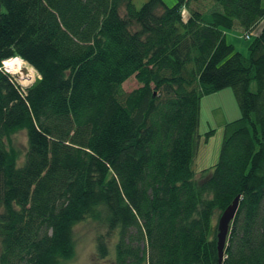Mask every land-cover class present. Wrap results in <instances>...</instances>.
<instances>
[{
	"label": "trees",
	"instance_id": "1",
	"mask_svg": "<svg viewBox=\"0 0 264 264\" xmlns=\"http://www.w3.org/2000/svg\"><path fill=\"white\" fill-rule=\"evenodd\" d=\"M207 1L184 17L181 0H0V264L68 262L87 220L115 234L114 264H218L236 197L220 264H264V25L247 57L225 37L249 39L264 0ZM14 58L37 75L25 89ZM226 88L240 117L196 179L200 102Z\"/></svg>",
	"mask_w": 264,
	"mask_h": 264
},
{
	"label": "rangeland",
	"instance_id": "2",
	"mask_svg": "<svg viewBox=\"0 0 264 264\" xmlns=\"http://www.w3.org/2000/svg\"><path fill=\"white\" fill-rule=\"evenodd\" d=\"M145 1L133 0V3L138 9ZM162 1L168 7L173 6L177 2V0ZM181 2L184 4V17L187 16L189 8L204 14L213 10L212 3L207 0L192 3L189 8H187V0H181ZM263 25L264 22L258 26L256 32L251 33L249 39H246L243 31L237 27L225 30L226 42L232 45L236 52L247 57L248 47ZM3 68L5 72L15 78V81L22 89L29 87L37 78L35 71L26 63L16 68L13 72H8L4 65ZM138 86L135 79L130 78L123 84L122 88L125 92H130ZM239 117L240 111L231 88L202 97L199 114L198 147L193 165L196 179L199 177L201 171L210 169L217 162L223 140L224 127L227 123ZM7 144L19 152V163H21L27 150L26 133L24 131L14 133L10 136ZM217 216L218 213L215 214L214 223L217 222ZM73 236L74 254L64 264H114L116 236L114 233H108L103 223L92 220L82 222L74 227ZM103 245L108 252L105 257L101 256L100 248Z\"/></svg>",
	"mask_w": 264,
	"mask_h": 264
},
{
	"label": "water",
	"instance_id": "3",
	"mask_svg": "<svg viewBox=\"0 0 264 264\" xmlns=\"http://www.w3.org/2000/svg\"><path fill=\"white\" fill-rule=\"evenodd\" d=\"M238 208V197L221 214L217 225V251L218 264L222 262L223 249L228 234L230 223L232 222Z\"/></svg>",
	"mask_w": 264,
	"mask_h": 264
},
{
	"label": "bare ground",
	"instance_id": "4",
	"mask_svg": "<svg viewBox=\"0 0 264 264\" xmlns=\"http://www.w3.org/2000/svg\"><path fill=\"white\" fill-rule=\"evenodd\" d=\"M23 64V61L18 58L10 59L3 62V65L8 70V72H13L16 68H19Z\"/></svg>",
	"mask_w": 264,
	"mask_h": 264
},
{
	"label": "built area",
	"instance_id": "5",
	"mask_svg": "<svg viewBox=\"0 0 264 264\" xmlns=\"http://www.w3.org/2000/svg\"><path fill=\"white\" fill-rule=\"evenodd\" d=\"M248 37L246 36V39H247Z\"/></svg>",
	"mask_w": 264,
	"mask_h": 264
}]
</instances>
